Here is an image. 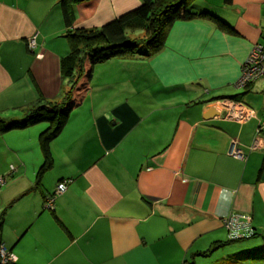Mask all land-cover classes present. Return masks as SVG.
Returning a JSON list of instances; mask_svg holds the SVG:
<instances>
[{"label":"crops","instance_id":"1","mask_svg":"<svg viewBox=\"0 0 264 264\" xmlns=\"http://www.w3.org/2000/svg\"><path fill=\"white\" fill-rule=\"evenodd\" d=\"M139 3H77L71 26L97 28ZM191 8L229 28L176 19L155 53L95 63L37 183L48 121L0 134V241L12 264H264V77L235 85L252 45L264 44V0ZM65 30L56 0H0L1 120L69 90ZM232 96L249 118L226 115L218 100ZM232 140L244 157L227 152ZM229 216L247 222L242 236H231Z\"/></svg>","mask_w":264,"mask_h":264},{"label":"trees","instance_id":"2","mask_svg":"<svg viewBox=\"0 0 264 264\" xmlns=\"http://www.w3.org/2000/svg\"><path fill=\"white\" fill-rule=\"evenodd\" d=\"M56 1L66 26L64 36L70 45L69 51L60 58L59 67L62 76L70 81V88L59 101L41 102L32 107L20 120L0 119V134L8 129L21 128L41 120L48 121V126L38 137L43 160L37 169L36 183L40 174L50 166L49 142L59 134L70 110L79 104L88 91L91 71L95 63L116 56L153 54L162 47L167 28L174 20L213 16L205 11H193L191 8L193 0H140L139 5L132 10L97 28L85 29L71 26L72 7L87 0ZM229 1L224 0V2ZM214 18L212 19L220 27L229 28L223 21ZM134 30L142 31L143 35L132 36ZM230 98L238 100L236 96ZM3 213L4 210L0 215ZM262 252L264 256V250Z\"/></svg>","mask_w":264,"mask_h":264},{"label":"built area","instance_id":"3","mask_svg":"<svg viewBox=\"0 0 264 264\" xmlns=\"http://www.w3.org/2000/svg\"><path fill=\"white\" fill-rule=\"evenodd\" d=\"M34 44V37H29L27 40L28 48L32 49L34 47ZM259 77H264V44L254 43L243 63L241 64L240 74L235 82V85L239 88L244 89ZM218 103L223 107L226 115L237 121H244L251 115V111L247 107H245L241 102L236 101L230 97L221 98L218 100ZM259 130L260 129H258V131ZM251 147H254V145H252ZM227 152L234 157H244V154L239 148H237L236 143L233 140L229 143ZM70 180V178H66L56 183L54 191L44 197L43 202L46 208L52 209V207L54 206L56 195L62 193L65 190ZM4 182L5 178L3 176H0V186ZM223 223L233 237L242 236L243 234L239 233L238 230L241 229V227H246V229L248 227L246 225L247 222L243 219H239V217L237 216H229L227 219H224ZM11 260V254L8 252L4 244L0 241V263L5 264L7 262H11Z\"/></svg>","mask_w":264,"mask_h":264},{"label":"rangeland","instance_id":"4","mask_svg":"<svg viewBox=\"0 0 264 264\" xmlns=\"http://www.w3.org/2000/svg\"><path fill=\"white\" fill-rule=\"evenodd\" d=\"M133 32H134V33H131V35H132V36H135V37H138V36H140V35H141V36L143 35V32H142V31L140 32V31L134 30Z\"/></svg>","mask_w":264,"mask_h":264}]
</instances>
